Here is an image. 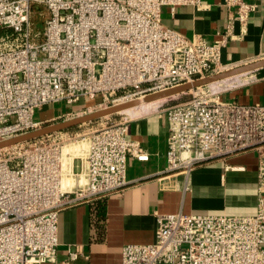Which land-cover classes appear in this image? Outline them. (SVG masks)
<instances>
[{
  "label": "built area",
  "instance_id": "obj_1",
  "mask_svg": "<svg viewBox=\"0 0 264 264\" xmlns=\"http://www.w3.org/2000/svg\"><path fill=\"white\" fill-rule=\"evenodd\" d=\"M200 4L0 0V141L48 124L34 118L44 105L92 98L98 110L226 70L221 54L233 39V23L244 30L255 6L225 0L234 14L211 40L162 22V7ZM35 12L44 16L42 29L34 28ZM215 84L163 109L167 139L159 178L173 186V176L186 177L199 164L253 151L255 213H156L153 242L124 244L121 264H264V104L225 100V87ZM126 122L107 116L81 133L61 131L0 149V264H72L81 254L74 246L56 260L58 213L120 193L128 183L127 159L149 158L126 137Z\"/></svg>",
  "mask_w": 264,
  "mask_h": 264
},
{
  "label": "crops",
  "instance_id": "obj_2",
  "mask_svg": "<svg viewBox=\"0 0 264 264\" xmlns=\"http://www.w3.org/2000/svg\"><path fill=\"white\" fill-rule=\"evenodd\" d=\"M254 4L244 30L234 21L232 38L221 54L225 68L264 58V0ZM235 7L225 0H201L200 6L162 7V22L187 37H220ZM217 82L221 97L244 104H264V68ZM96 99L81 98L70 105L58 102L36 109L34 118L48 122L93 109ZM146 107V106H145ZM141 107L117 118L126 122V137L149 154L146 161L127 159V185L120 192L80 204L58 213L56 260L67 258L68 249L81 248L72 264H121V248L127 243L148 244L154 240L156 213L184 212L211 215H252L256 211L257 156L253 151L226 160L197 165L185 177L176 175L170 186L159 178L165 168L167 120L163 110ZM226 167L239 168L228 169ZM52 264V263H42ZM165 264V263H160Z\"/></svg>",
  "mask_w": 264,
  "mask_h": 264
},
{
  "label": "water",
  "instance_id": "obj_3",
  "mask_svg": "<svg viewBox=\"0 0 264 264\" xmlns=\"http://www.w3.org/2000/svg\"><path fill=\"white\" fill-rule=\"evenodd\" d=\"M262 68H264V58L244 63L235 67H231L221 72L209 75L205 78L197 79L192 82H187L167 90L148 94L143 98H137L130 101L115 104L106 108L94 110L92 112L81 114L70 119L48 123L38 129L0 141V149L10 147L16 144L33 141L35 139L50 135L52 133L65 131L85 123L96 121L103 117L120 114L133 108L139 107L141 105L176 98L181 96L182 94H186L187 92L196 87L230 79L232 77L250 73Z\"/></svg>",
  "mask_w": 264,
  "mask_h": 264
},
{
  "label": "rangeland",
  "instance_id": "obj_4",
  "mask_svg": "<svg viewBox=\"0 0 264 264\" xmlns=\"http://www.w3.org/2000/svg\"><path fill=\"white\" fill-rule=\"evenodd\" d=\"M33 8L35 10H37V8H39V6H34ZM32 21H33L34 28H36V29H42V27H43V21H44V16H39L37 14V12H35L34 15H33ZM227 69H229V68H227ZM253 72H255V71H253ZM250 73H252V72H250ZM233 78H236V77H233ZM228 80H230V79H228ZM190 96H191V93L190 92H187L186 94H182L181 96L176 97V98L168 99V100H165V101H158V102H154V103H150V104H145V105H142V106L133 108L131 110L137 111L139 108L145 107V106L146 107H149V108L151 107V108H153L155 110H163L167 106H170V105L174 104L175 102H178V101H181V100H186V99L190 98ZM91 111H94V109H92ZM110 117L113 120H114V118L117 119L116 116H110ZM56 121H59V119L57 118V119L51 120V121H49L47 123H53V122H56ZM95 125H97V123H85V124H82L80 126H77L74 130H65V131H71L74 134L75 133H81V132H84V131H86V130H88L90 128H94Z\"/></svg>",
  "mask_w": 264,
  "mask_h": 264
},
{
  "label": "trees",
  "instance_id": "obj_5",
  "mask_svg": "<svg viewBox=\"0 0 264 264\" xmlns=\"http://www.w3.org/2000/svg\"><path fill=\"white\" fill-rule=\"evenodd\" d=\"M76 127H73V128H70V129H68V130H74Z\"/></svg>",
  "mask_w": 264,
  "mask_h": 264
},
{
  "label": "bare ground",
  "instance_id": "obj_6",
  "mask_svg": "<svg viewBox=\"0 0 264 264\" xmlns=\"http://www.w3.org/2000/svg\"><path fill=\"white\" fill-rule=\"evenodd\" d=\"M213 84H215V83H213ZM154 103V102H153ZM142 106V105H141Z\"/></svg>",
  "mask_w": 264,
  "mask_h": 264
}]
</instances>
